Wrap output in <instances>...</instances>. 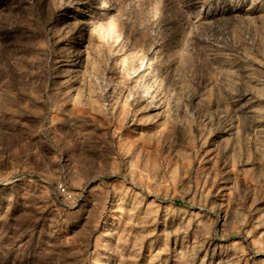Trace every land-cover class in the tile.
Masks as SVG:
<instances>
[{
    "label": "rangeland",
    "instance_id": "374dc122",
    "mask_svg": "<svg viewBox=\"0 0 264 264\" xmlns=\"http://www.w3.org/2000/svg\"><path fill=\"white\" fill-rule=\"evenodd\" d=\"M0 264H264V0H0Z\"/></svg>",
    "mask_w": 264,
    "mask_h": 264
}]
</instances>
